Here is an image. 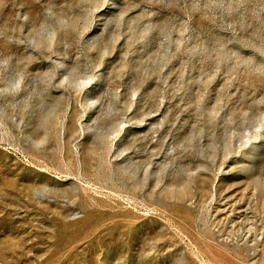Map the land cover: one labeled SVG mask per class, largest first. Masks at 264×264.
Wrapping results in <instances>:
<instances>
[{"label":"rangeland","instance_id":"obj_1","mask_svg":"<svg viewBox=\"0 0 264 264\" xmlns=\"http://www.w3.org/2000/svg\"><path fill=\"white\" fill-rule=\"evenodd\" d=\"M0 264H264V0H0Z\"/></svg>","mask_w":264,"mask_h":264}]
</instances>
